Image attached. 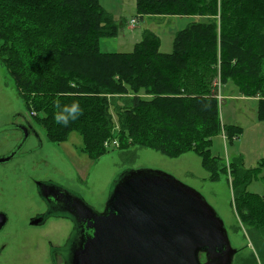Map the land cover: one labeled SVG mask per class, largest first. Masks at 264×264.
<instances>
[{"label": "trees", "instance_id": "16d2710c", "mask_svg": "<svg viewBox=\"0 0 264 264\" xmlns=\"http://www.w3.org/2000/svg\"><path fill=\"white\" fill-rule=\"evenodd\" d=\"M136 11L139 19L196 20L176 33L170 54L160 52L150 30L132 52L107 53L100 40L116 37L120 26L100 0H0V60L48 142L78 133L82 152L97 162L115 128L109 95L130 91L129 109L116 113L122 142L169 158L195 152L217 180L223 161L211 151L214 137L222 127L230 138L243 133L221 124L218 78L258 96L264 121V0H136ZM56 100L79 102L83 115L67 127L56 124ZM233 162L234 173H245L233 182L238 213L264 229V197L247 191L260 169L244 170L241 157Z\"/></svg>", "mask_w": 264, "mask_h": 264}, {"label": "rangeland", "instance_id": "374dc122", "mask_svg": "<svg viewBox=\"0 0 264 264\" xmlns=\"http://www.w3.org/2000/svg\"><path fill=\"white\" fill-rule=\"evenodd\" d=\"M100 3L120 26L117 38L100 40L99 46L102 51L130 53L141 41L144 29H149L160 39V52L164 54L173 52L175 35L177 31L183 29L179 21L172 20L167 25H153L145 20L138 27L139 24H136V20H132L138 17L136 0H100ZM126 22L128 25L122 26ZM140 23H142L141 20ZM149 27H152V30ZM217 81L221 123L223 126L237 125L243 128V134L238 138L228 137L223 127L221 133L214 137L211 151L213 155L220 157L224 162L220 163L221 172L217 180L212 178L213 171L202 166V160L195 152H187L178 158H169L154 149L128 147V140L122 142L125 137L116 113L129 109L126 108V104L130 107V101L134 97L130 91L126 94H115L114 97L109 95V99H111L110 111L115 128L112 131L113 136L109 138L111 140L106 141L109 142V146L104 144L105 149L109 152L97 162L82 152L83 140L78 133H72L66 142L55 144L47 141L44 129L34 122L35 128L44 142L41 153L50 164L48 177L52 176L51 179L61 182L65 179L63 185L67 190L79 195L96 211L102 212L114 186L126 173L152 170L171 175L202 194L223 220L231 244L238 250L233 264H264V229L253 227L240 217L233 186L237 173L241 177L245 175L244 172L238 170L236 173L233 172V167H236V165L233 166L234 159L241 157L244 170L251 172L257 168L260 169L257 177L253 178L248 185L247 191L264 197V121H260L258 118V99L242 97L243 94L232 80H228L222 86L219 78ZM141 97L144 96L141 94ZM246 97L258 98V96ZM0 112L4 116L19 112L31 116V118L35 116L27 109L25 101L18 93L14 79L1 60ZM113 141H117V147L112 143ZM226 158L232 160L226 163ZM36 170L39 172L38 166ZM30 183L36 193L35 184ZM32 201L34 200L27 199L25 195H22L19 200L20 215L27 219L34 218L36 214L35 210L27 209ZM62 224L61 222L54 224L42 232L37 230L33 240L36 246L35 252L29 254V251L24 250L17 252L14 255L15 264H52L48 242L60 243V225ZM69 226L68 235L72 230V224L69 223ZM12 259L13 256H11ZM204 260L205 257L202 255V261ZM58 264H62L60 257Z\"/></svg>", "mask_w": 264, "mask_h": 264}, {"label": "water", "instance_id": "95a60500", "mask_svg": "<svg viewBox=\"0 0 264 264\" xmlns=\"http://www.w3.org/2000/svg\"><path fill=\"white\" fill-rule=\"evenodd\" d=\"M65 193L79 224L69 264H233L238 252L204 196L166 173H126L102 212Z\"/></svg>", "mask_w": 264, "mask_h": 264}, {"label": "flooded vegetation", "instance_id": "af4514ba", "mask_svg": "<svg viewBox=\"0 0 264 264\" xmlns=\"http://www.w3.org/2000/svg\"><path fill=\"white\" fill-rule=\"evenodd\" d=\"M43 148L31 116L22 112L4 116L0 112V264H15L14 255L22 250L34 253L37 230L45 231L60 222L61 241L48 242L49 256L52 264H58L59 257L62 264H69L70 244L79 224L75 226L67 209L65 179L61 182L48 177L50 164L41 153ZM30 182L35 184L36 193ZM22 195L34 200L27 208L35 210L34 218L20 215ZM69 223L72 230L68 235Z\"/></svg>", "mask_w": 264, "mask_h": 264}, {"label": "clouds", "instance_id": "9594fccd", "mask_svg": "<svg viewBox=\"0 0 264 264\" xmlns=\"http://www.w3.org/2000/svg\"><path fill=\"white\" fill-rule=\"evenodd\" d=\"M54 109L55 123L63 127H67L70 122L76 121L83 115V109L77 101L71 104H62L59 100H56L54 102Z\"/></svg>", "mask_w": 264, "mask_h": 264}, {"label": "crops", "instance_id": "0c3cea01", "mask_svg": "<svg viewBox=\"0 0 264 264\" xmlns=\"http://www.w3.org/2000/svg\"><path fill=\"white\" fill-rule=\"evenodd\" d=\"M132 20H136V24H139L138 25V27H140V25H142L144 22H145V20L148 22V23H153V25H155V24H162V25H167V24H170L171 22H172V20H177V21H179L181 24H182V28H185L190 22H192V21H194V20H196V18H191V17H160V16H153V17H151V16H148V17H144L143 19H139L138 17H136V18H134V19H132ZM131 20V21H132ZM140 20L142 21V23H140ZM121 24V23H120ZM125 25H128V22H126V23H124ZM133 26V25H132ZM129 27H131V26H129ZM132 28H136V27H132ZM151 30H152V27H149ZM146 30H149V29H146ZM144 31H145V29H144ZM178 32V31H177ZM117 38V37H116ZM103 52H107L108 53V51H103ZM223 84L221 83V86H222ZM219 87V86H218ZM219 93V92H218ZM242 97H244V98H250V99H258V103H259V97L258 98H251V97H246V96H243V95H241ZM220 99H221V96H220ZM219 99V100H220ZM220 105V104H219ZM257 109H258V107H257ZM220 110V109H219ZM220 116H221V114H220ZM222 124V123H221ZM223 125V124H222ZM224 126H226V125H224ZM237 126V125H236ZM238 127H241V126H238ZM242 128V127H241ZM243 129V128H242ZM243 131V130H242ZM243 134V133H242ZM227 159V160H226ZM225 159V161H226V163H228V161H231V160H229L228 158H226ZM68 229L70 230V226L68 227ZM68 230V231H69Z\"/></svg>", "mask_w": 264, "mask_h": 264}, {"label": "built area", "instance_id": "2783aa9c", "mask_svg": "<svg viewBox=\"0 0 264 264\" xmlns=\"http://www.w3.org/2000/svg\"><path fill=\"white\" fill-rule=\"evenodd\" d=\"M134 21V20H133ZM223 138L225 139V136H223ZM112 143H114L116 145V147L118 146V143L117 141H113ZM106 146H109V142H106L105 143Z\"/></svg>", "mask_w": 264, "mask_h": 264}, {"label": "bare ground", "instance_id": "6f19581e", "mask_svg": "<svg viewBox=\"0 0 264 264\" xmlns=\"http://www.w3.org/2000/svg\"><path fill=\"white\" fill-rule=\"evenodd\" d=\"M202 259V258H201Z\"/></svg>", "mask_w": 264, "mask_h": 264}]
</instances>
